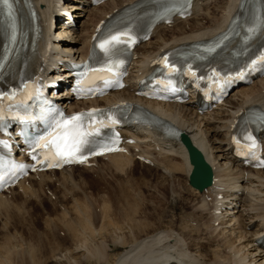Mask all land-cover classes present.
I'll use <instances>...</instances> for the list:
<instances>
[{"label": "bare ground", "instance_id": "6f19581e", "mask_svg": "<svg viewBox=\"0 0 264 264\" xmlns=\"http://www.w3.org/2000/svg\"><path fill=\"white\" fill-rule=\"evenodd\" d=\"M15 1L20 8L18 19L0 5L2 40L12 39L10 30L15 22L20 23L23 36L29 34L27 5L39 10L41 34L31 51L22 45L13 48L14 55L0 74V111L16 96L26 98L41 81L50 83L52 79H58L59 86L63 87L71 76L70 71H64L66 64L83 62L89 57L99 26L109 20L96 40L94 55L96 51L103 54L94 56L87 79L104 77L108 73L93 71L108 62V56L99 45L121 32L138 33L161 13L162 4L167 3L166 0H141L127 8L138 0H112L97 7H91L88 0ZM240 28L244 29L245 36L239 38ZM209 38V46L217 51L213 59L191 60L187 57L183 62L175 55L191 44ZM251 43L255 45L257 56L264 55V6L261 0H196L188 17L174 18L171 24L157 26L150 39L135 49L126 79L128 85L123 90L88 101H75L64 90L58 95L50 93L69 112L112 107L104 112L117 118L125 112L123 103H127L170 121L202 152L213 178L212 184L202 192L191 188L187 196L178 194L172 198L173 216L146 222L132 215L123 228L114 229V234L91 230L84 209H74L72 218L62 223L64 236H50V246L43 251L44 260L36 258L37 247L26 252V260L30 264H264V250L258 245L264 233V168H242L231 154L232 138L237 134L240 121L246 118L247 110L253 106L264 109V78L234 90L223 104L203 114L192 107L191 100L177 105L135 96L137 84L146 79H154V82L162 79L155 70L163 66L160 61L164 57L182 73L205 75L215 72L222 76L238 70L241 67L239 61L253 59L254 52L249 49L245 52ZM118 48L119 45L112 50V60L116 59ZM210 65L213 67L206 69ZM248 112L253 115V111ZM256 119L260 120V114ZM262 122L264 124V119ZM106 130L102 129L103 132ZM122 134V145L127 153L104 156L97 161L108 159L112 169L119 170L135 158L151 164L156 158H181L186 175H189L191 166L180 141L165 140L155 130L138 125L122 130ZM262 140L264 144V133ZM240 142L241 139L236 140V143ZM94 161L96 159L90 164ZM75 168L85 169L86 166L30 175L0 195V206L12 195L26 197L35 191V187L50 183L56 174L62 177ZM166 169H162L165 176L159 177L175 180L179 171L171 173ZM61 177L58 183L63 182ZM95 240L107 245H101L102 250L94 248L91 241ZM9 244H0V264H5L3 259L8 251L17 247ZM91 259H95L93 263H90Z\"/></svg>", "mask_w": 264, "mask_h": 264}, {"label": "rangeland", "instance_id": "374dc122", "mask_svg": "<svg viewBox=\"0 0 264 264\" xmlns=\"http://www.w3.org/2000/svg\"><path fill=\"white\" fill-rule=\"evenodd\" d=\"M153 161L156 164L140 163L134 159L123 169L114 170L110 160H96L90 168H75L62 177L56 174L50 183L35 187V191L26 197L12 193L14 195L8 202L0 206V244L8 242L17 247L8 251L3 263L30 264L26 260V252L33 247L38 249L36 258L43 261V251L50 246V236H64L62 223L70 220L72 211H77V208L84 209L88 227L103 234L105 231L114 234V229L123 228L132 215L146 222L173 216L172 198L178 194L187 196L191 190L187 183V172L181 158H156ZM159 167L179 173L174 177L175 180L163 179L159 176L165 174ZM60 177L63 182L58 183ZM91 243V246L101 250L107 245L100 240ZM94 260L91 259L90 263Z\"/></svg>", "mask_w": 264, "mask_h": 264}, {"label": "snow or ice", "instance_id": "6c2138e0", "mask_svg": "<svg viewBox=\"0 0 264 264\" xmlns=\"http://www.w3.org/2000/svg\"><path fill=\"white\" fill-rule=\"evenodd\" d=\"M0 3L7 5L8 0H0ZM175 10V6L166 9L167 12ZM124 43H128L129 47L135 43L129 32H121L105 39L99 47L108 56V62L104 67L93 69V71L111 73L113 77H118L117 70L124 61L112 60V50L117 45ZM160 63L170 72L176 71L175 66L169 64L167 57H164ZM215 75L216 73L213 72V76ZM101 78L105 81V87L117 86L113 85L109 79ZM118 86L122 87L123 85ZM118 123L119 121L113 115L98 110H91L58 120L48 135L40 137L30 145L32 149L30 155L33 156L37 164L47 168L83 163L89 155H103L105 152L117 150L115 145L119 142L118 135H110L108 132H103L102 129H114ZM37 150L41 151L37 154ZM20 167L23 168L24 166L21 165Z\"/></svg>", "mask_w": 264, "mask_h": 264}, {"label": "water", "instance_id": "95a60500", "mask_svg": "<svg viewBox=\"0 0 264 264\" xmlns=\"http://www.w3.org/2000/svg\"><path fill=\"white\" fill-rule=\"evenodd\" d=\"M181 141L187 150L189 162L193 166L189 176V185L202 191L212 182L211 168L206 163L202 153L191 144L185 135H181Z\"/></svg>", "mask_w": 264, "mask_h": 264}]
</instances>
